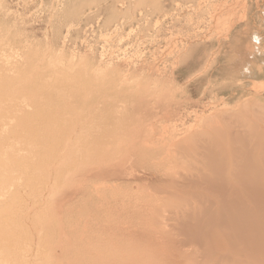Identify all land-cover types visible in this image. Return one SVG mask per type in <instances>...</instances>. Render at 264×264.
I'll list each match as a JSON object with an SVG mask.
<instances>
[{
	"label": "rangeland",
	"instance_id": "374dc122",
	"mask_svg": "<svg viewBox=\"0 0 264 264\" xmlns=\"http://www.w3.org/2000/svg\"><path fill=\"white\" fill-rule=\"evenodd\" d=\"M238 132L253 233L201 155ZM245 233L264 264V0H0V264H239Z\"/></svg>",
	"mask_w": 264,
	"mask_h": 264
},
{
	"label": "bare ground",
	"instance_id": "6f19581e",
	"mask_svg": "<svg viewBox=\"0 0 264 264\" xmlns=\"http://www.w3.org/2000/svg\"><path fill=\"white\" fill-rule=\"evenodd\" d=\"M206 138L209 139V137H206ZM223 138H225V137L223 136L222 139H220V142H221V140H223ZM214 139L212 141H214ZM252 140L248 141V139H247V141H246V139L243 136H241L239 134V132H238V134H234L231 137V139L229 141V145L227 146V148H226V146H223V147L217 146L218 144L215 145L217 147H212L210 143L207 145L206 142L203 141L205 143L203 145V150H201V151L204 152V153L202 152L201 155L203 156L204 159H206V160L208 159L209 162H212V161H210V158L211 157L213 158V156L220 157L221 161H220V163L218 162L219 168L224 169L228 175L231 173V171H233V173H234V182L233 181L231 182V189H232L231 190V194L232 193L233 194L231 195L232 199H231V203L230 204H232V206H234L235 208L239 209V204H240V200L239 199H240L241 196L245 197L244 198V203H246V206L249 209H246L245 212H244V216H243L244 228H243V230H246V231L251 232V233H253V230H254L253 228H254V220H255V218L253 216V211H254L253 196H254V192H255V186H254V180L252 178V172H253L254 175L256 174L255 162H254V153L255 152H254V149H253ZM215 141H216V139H215ZM222 142L224 143L225 141L223 140ZM199 143H200V141H199ZM236 143H242V145L241 146H236L237 145ZM213 144H214V142L212 143V145ZM238 145H240V144H238ZM200 147H201V145H200ZM218 147H219V149H218ZM198 152L200 153V151H198ZM195 157H197V156H195ZM198 158H200V157H198ZM243 168H244V170L241 171V169H243ZM198 174H199L198 172H195V173H193L191 175V177L193 179L199 181ZM194 177H196V178H194ZM172 181H173V184H175L174 180H172ZM197 182H196V184H197ZM202 182H204V181H202ZM234 183H235V185H234ZM194 184H195V182H194ZM211 192H212V190H211ZM226 212L227 211L225 209H222L221 214L224 216L226 214ZM236 213H238V212L236 211ZM228 218H229V222L227 221L228 219H225L224 217H221L220 221H219V223H220L219 226L223 230H224V228H228L229 229L228 230V233H229L228 235L231 234L232 236H235L237 238V236L235 234H233V233L236 232L237 227L241 224L240 223V219H239L238 216L236 218L235 217L231 218L230 216H228ZM251 219H252V221H251ZM231 222H235V223L231 224ZM222 227H224V228H222ZM241 238H242V240L243 239H248V244L249 245H247L245 247L246 248V249H244L245 253H243L242 256L240 255V252H238V257H237L238 260H237V262L239 264L240 263H244V262L250 263L251 261L245 260V259L250 258V257H248V256H250L249 252H251V249H252V246H253V245H250V244H251V239H254V235H250V234L248 235V234L245 233V235H243ZM237 239H239V238H237ZM241 259H244V260H241ZM218 261H221V260H218ZM218 264H219V262H218Z\"/></svg>",
	"mask_w": 264,
	"mask_h": 264
}]
</instances>
